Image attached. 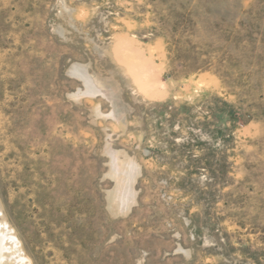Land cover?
Returning a JSON list of instances; mask_svg holds the SVG:
<instances>
[{
	"label": "rangeland",
	"instance_id": "374dc122",
	"mask_svg": "<svg viewBox=\"0 0 264 264\" xmlns=\"http://www.w3.org/2000/svg\"><path fill=\"white\" fill-rule=\"evenodd\" d=\"M0 239L264 264V0H0Z\"/></svg>",
	"mask_w": 264,
	"mask_h": 264
},
{
	"label": "bare ground",
	"instance_id": "6f19581e",
	"mask_svg": "<svg viewBox=\"0 0 264 264\" xmlns=\"http://www.w3.org/2000/svg\"><path fill=\"white\" fill-rule=\"evenodd\" d=\"M6 229V228H5ZM7 235V234H6ZM4 238V237H3ZM12 242H14V239H13V237L11 236L10 238H9ZM1 240V239H0ZM3 240V239H2ZM2 244V243H1ZM13 245V244H12ZM1 251V250H0ZM2 259V258H1ZM2 262V261H1ZM2 264V263H1Z\"/></svg>",
	"mask_w": 264,
	"mask_h": 264
}]
</instances>
